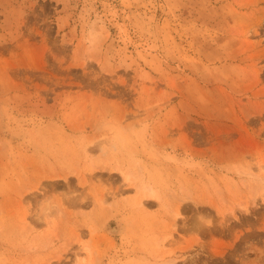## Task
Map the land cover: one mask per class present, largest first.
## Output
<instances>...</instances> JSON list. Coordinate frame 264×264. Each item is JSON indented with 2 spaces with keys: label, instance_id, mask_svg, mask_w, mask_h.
<instances>
[{
  "label": "rangeland",
  "instance_id": "374dc122",
  "mask_svg": "<svg viewBox=\"0 0 264 264\" xmlns=\"http://www.w3.org/2000/svg\"><path fill=\"white\" fill-rule=\"evenodd\" d=\"M258 166L264 0H0V264H264Z\"/></svg>",
  "mask_w": 264,
  "mask_h": 264
},
{
  "label": "bare ground",
  "instance_id": "6f19581e",
  "mask_svg": "<svg viewBox=\"0 0 264 264\" xmlns=\"http://www.w3.org/2000/svg\"><path fill=\"white\" fill-rule=\"evenodd\" d=\"M89 169V168H88ZM257 171H263V169H264V167H262V166H258L257 168ZM89 170H91V169H89ZM125 178H127V177H125ZM126 180V179H125ZM251 185V184H250ZM253 187L250 189V191H249V194H250V197H251V199L252 200H256L258 197H259V199L260 198H262L261 199V201H264V176L262 177V179H260L259 180V182H258V184H256V186H254V185H252ZM148 191V195L149 196H153V191L151 190V189H148L147 190ZM246 202V201H245ZM244 201H242V199L241 200H239L238 202H237V206L238 207H240L241 209H244V210H246L247 209V204L245 203ZM138 204H140V203H138ZM220 204V203H219ZM249 205V204H248ZM251 205V204H250ZM215 209L216 210H218V208H216V206H215ZM219 211V210H218ZM223 211V210H222ZM228 211H230V212H233V209L232 208H230V209H228ZM177 216H179V213H178V211H177V209H174L173 210V215H172V217L174 218V220H176V217ZM160 260H162L161 261V263L162 264H168V263H170V264H173L171 261H167L166 263H165V261L163 260V255L162 256H160Z\"/></svg>",
  "mask_w": 264,
  "mask_h": 264
}]
</instances>
